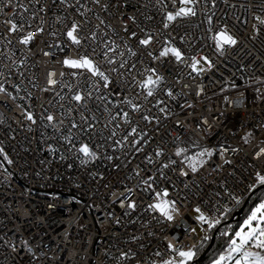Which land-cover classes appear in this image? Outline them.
<instances>
[{
  "label": "built area",
  "instance_id": "built-area-1",
  "mask_svg": "<svg viewBox=\"0 0 264 264\" xmlns=\"http://www.w3.org/2000/svg\"><path fill=\"white\" fill-rule=\"evenodd\" d=\"M17 2L22 3L27 12L16 8ZM165 2L172 7L170 0ZM101 3L110 5L107 12L101 11L92 0H80L84 6L81 11L92 9V12L85 11L91 23L84 28L82 35L87 34L90 28L95 29L98 24L96 15L118 33L114 36L101 25L97 30L98 42L110 37L120 43L125 37L122 24L137 31L138 35L136 24L153 32L160 27L162 13L154 7L156 0H101ZM67 4L75 5L76 0H67ZM7 5L8 0H0V72L5 74L0 76V83L8 78L9 83L5 87L16 99L0 93V147L12 160L9 164L0 156V264H116L114 257L129 249L136 256L121 264H151L153 260L159 261L171 255L166 248L170 240L177 242V246L200 243L205 232L195 220L196 207L206 214H214L217 206L233 207L235 202L228 196L229 192L243 193L244 202L253 193L245 189L254 181L255 172L264 166L256 161L253 167L251 145L244 143V137L251 132L252 144L264 138V31L253 39L255 34L251 27L254 13L264 15L261 0H216L214 9H211L210 2L205 8L202 0L195 18L176 25L175 30H168L186 55L199 53L215 61V67L202 75L171 58L162 62L151 61L143 55L142 48L137 49L134 39L129 41L139 53L137 57L129 58V65L136 63L140 71L144 67H156L164 76L155 97H149L147 101L143 99V90L127 89V94L142 104V111L152 117L150 122H145L139 114L131 113L133 121L151 137L149 143L140 145L143 151L139 153L129 148L121 150L114 147L113 141L108 139L114 129L116 138L122 137L127 130L119 117L109 123L108 113L104 111L107 106L115 115L112 103H117L118 98L108 97L111 103L101 101L98 94L88 88L85 76L70 77L68 70L59 63L65 54L74 55L77 50L74 46L65 45V38L61 35L64 25L56 17L67 16L65 24L71 19L82 21L84 17L79 16L74 8L61 5L59 0H12L11 11ZM40 6H45L44 13L38 12ZM205 11L208 15L215 13L214 27L227 24L238 39V44L222 57L214 51L213 42L207 39ZM34 12L37 15L31 21L32 27L34 29L43 17L44 33L29 47L19 44L18 33L10 37L11 45L3 43L4 37L9 35L4 20L12 18L19 21L21 15L27 20ZM132 15L136 16V24L126 18ZM50 32L57 35H49ZM179 36L184 37L183 43ZM98 42L89 40L79 51L91 53L95 47L100 53ZM58 44L65 45V52L59 51ZM49 45L53 47L49 49ZM158 47V44L153 45L156 55ZM46 51L54 55L44 56ZM11 52H14L12 60L19 67H12L11 60L5 59ZM97 59L102 61L100 56ZM21 60H24L23 64H20ZM201 66H204L202 62ZM102 67L108 66L102 64ZM48 71H63L65 76H57L58 80L64 84L71 83L74 89L85 93L93 91L86 107L71 101L74 93L67 87L48 86ZM133 74L136 75V70ZM136 78L141 77L137 75ZM13 84L20 85L19 94ZM233 84L236 86L232 87ZM48 87L50 91L41 90ZM169 90L172 97L167 95ZM156 100L162 103L157 105ZM69 107L72 111L68 110ZM161 107L165 112L159 111ZM120 108L131 112L124 105ZM25 111L33 112L36 124L24 119ZM49 112L57 121L63 120L60 132H55L50 126L45 127L47 121L42 117ZM81 114L94 125L86 132ZM73 120L80 125V130L72 129L73 135L79 137L73 141L76 147L61 139ZM117 123L122 127L116 129ZM193 141L201 146L214 147L217 154L197 173L181 176L179 168L183 165H179V161L182 157L175 156V148L188 147V154H192L197 151L191 147ZM80 142L89 143L97 151L98 158L82 164V154L76 151ZM49 145L55 151H49ZM157 147L163 149L159 158L155 157ZM222 147L237 149L224 154L230 164L223 163L218 154ZM107 156L113 159L107 160ZM147 156H151L153 163L147 162ZM169 158L176 160L178 165L163 169L165 175L161 177L158 169ZM148 176L155 181L153 188L167 187L169 198L177 200L180 212L175 215L174 222L157 223L159 214L147 208L154 193L151 190L143 192L145 185L135 187ZM125 187L140 193L136 210L127 216L123 214L125 209L120 208L112 196L113 192L119 193ZM109 212L114 215L109 217ZM116 219H119V224L115 223ZM191 228L197 229L195 235ZM23 240L28 241L36 253L35 260L23 249ZM9 244H14L17 251L13 252ZM156 252L161 256H156Z\"/></svg>",
  "mask_w": 264,
  "mask_h": 264
},
{
  "label": "snow or ice",
  "instance_id": "snow-or-ice-1",
  "mask_svg": "<svg viewBox=\"0 0 264 264\" xmlns=\"http://www.w3.org/2000/svg\"><path fill=\"white\" fill-rule=\"evenodd\" d=\"M53 2H55V0H53ZM201 2L202 0H178L177 6V0H170L172 5L170 8L169 3H166L165 0H156L154 7H157L162 13L160 27L157 28L155 32L152 30L146 31L136 24L135 15L128 16L126 17L127 20L132 24H136L140 34L138 35L137 31L130 30L127 25L122 24L121 30L124 32L125 37L120 43H118L116 39L110 37L107 39H101L98 42L97 30L101 25L108 28L114 36H118L116 29L113 28L112 25L105 24V21L101 19L99 15H96L95 17L98 21V24L95 25V29L90 28L87 34L82 35V33H84V28L91 23V21L85 16V11L92 12V9L88 8L85 11H81V8L84 6L80 4V0H76L75 5L67 4V0H59L61 5H66L68 8H74L79 16L84 17L82 21L71 19L67 24H65V20L68 19L67 16L56 17V20L64 25L61 35L65 38V45L74 46L77 50L74 55L65 54L59 63L68 70L67 74L70 77L75 78L81 75L85 76L88 88L97 93L98 98L101 101L111 103V101L108 100V97L115 96L118 98L117 103H112V108L116 109L115 115L112 114L111 109L107 106L104 109V111L108 113L109 123L116 121L117 117H119L122 120L123 125L127 126L125 134L120 138H116L117 133L115 129L111 132L108 139L113 141L114 147L118 146L121 150L129 148L136 153L143 151V148L140 145L149 143L151 137L144 128H140L139 124L133 121L131 113L139 114L140 119L145 122H150L152 117L142 111V104L131 98L127 94V89L139 88L143 90V99L147 101L149 97H155L157 89L164 81V76L158 72L156 67H144L143 70L140 71L137 69L136 63L129 65V58H134L139 55L138 51L130 46V40L134 39L137 44V49L142 48L144 50L143 55L147 56L151 61L162 62L166 58H171L178 63H185L186 66L197 75H202L207 71H211L215 67V61L207 55H200L199 53L186 55L182 48L177 46L175 39L168 34V30H175L176 25L188 21L191 18H195L197 16V6L200 5ZM209 2L211 4V9H214L216 6V0H203L205 8H207ZM92 3L99 6L100 10L104 12H107L110 6L108 3H101V0H92ZM7 7L9 11L12 10V0H8ZM15 7L24 9V11L27 12V8H25L22 3L17 2ZM211 9H209V11H211ZM202 11L204 10L202 9ZM261 11L264 12V0H261ZM38 12L44 13L45 6H40ZM36 15L37 13L34 12L27 20L21 15L19 21L12 18H6L4 24L7 26V32L9 35L4 37L3 43L11 45L12 40L10 37L18 33L19 35L17 39L19 44L29 47L37 37L42 35L45 31L43 17L40 18V23L33 29L31 21ZM204 15L205 22L207 23V39L213 42L214 51L222 57L228 49H231L238 44V39L236 35L229 30L227 24H217L214 27V12L212 15H208L205 11ZM146 19L151 20L152 17H146ZM253 20L254 23H252L251 27L255 34L253 39H255L261 31H264V15H257L254 13ZM156 33H159V35ZM49 35L55 36L57 33L50 32ZM89 40L99 43L101 47L100 53L96 52L95 47H92L91 53L88 51H79V49L85 47ZM179 40L183 43L184 37L179 36ZM155 44L159 45V47L155 49V51L158 52V55L154 54L153 45ZM65 45L58 44L57 47L59 48V51L65 52ZM48 47L51 49L53 46L49 45ZM13 55L14 52H11L5 57V59L11 60L12 67H19L16 61L12 60ZM52 55H54V53L51 51L44 52V56ZM97 56L102 57V61L98 60ZM189 60L190 63H188ZM201 62L204 65L203 67L201 66ZM23 63L24 60H21L20 64ZM102 64L107 65L108 67H102ZM134 70H136V75L133 74ZM113 74H115V76ZM4 75L3 72H0V76ZM137 75L141 78L137 79ZM57 76L64 77L65 72L62 71L57 73L56 71H48L46 77L47 85L67 87L69 91L74 93L71 95V101H75L77 105L83 104L86 107L87 100L91 99L93 91L85 93L74 89L71 83L64 84L63 81L57 79ZM7 83H9L8 78H5L4 81L0 83V93H5L14 100L16 97L12 96V93L8 92L5 87V84ZM121 85H125V87L121 88ZM12 86L15 88L16 93L19 94L20 85L13 84ZM235 86V84L232 85V87ZM41 90L50 91L51 88L48 87ZM257 91L259 92V89H257ZM101 93H103V95H99ZM167 95L172 97V91L169 90ZM28 96L31 97V93H28ZM60 99H63V97H60ZM161 103L162 101L156 100L157 105ZM120 105H124L131 109V112L123 111V109L120 108ZM17 107H20V105ZM68 110L72 111L71 107H69ZM159 111L163 113L165 112V108L161 107ZM23 115L25 120L33 125L36 124V119L34 118L32 111H25ZM80 118L86 125V128L83 129L85 132L94 127L92 123L88 122L83 114H81ZM42 119L47 121L45 127L50 126L55 132L61 131L63 120L57 121V118L52 113H47ZM93 119H95V117H93ZM0 120H2V117H0ZM54 121L57 122L54 123ZM105 127H107V124ZM121 127V124H115L116 129ZM72 129L80 130V125L74 120L71 122V127L68 129L67 133L61 136V139L67 141L72 147H76L73 141L79 140V137L73 135ZM252 137L253 134L251 132L247 133L244 137V143L246 145H251L250 155L253 161V167H255L256 161H259L260 164L264 166V138H261L255 144H252ZM191 147H195L197 151L188 154V147L177 146L175 148V156L182 157V160L179 161V165H183L179 168V174L181 176H188L190 173H197L199 169L203 168L212 157L217 154L214 147L201 146L197 141L191 142ZM48 148L49 151H55L51 145H49ZM71 150L72 149L69 148V151ZM229 150L235 152L237 149L222 147L218 153L225 164L231 163V161L224 158L225 152ZM76 151L79 154H82V164H87L89 161H94L98 158L97 151H94L89 143L80 142ZM162 153L163 149L157 147L155 150V157H161ZM125 155H127V152H125ZM0 156H3L4 160L9 164L12 163V160L8 158L3 147H0ZM105 158L110 161L113 159L112 156H107ZM117 159L119 158L117 157ZM145 159L149 164L153 163L151 156H147ZM176 165H178V162L169 158L168 162L162 164L161 168L158 169L160 171V176L164 177L165 175L163 169ZM116 167H119V165H116ZM217 167L219 168L220 165H217ZM5 171L7 170L5 169ZM262 173H264V167L261 168V171L255 172L254 181L245 189L247 192H253V190L257 188V185H259L262 190L261 195L253 202L248 212L245 213L243 220L238 222L235 228L228 225L225 230L220 232L221 237H226L225 243L227 244V248L219 251L218 254L214 253L209 264H264V174ZM136 174L139 176V172ZM154 182L153 177L148 176L146 179H141L140 183L135 187L138 188L140 185H145L146 187L142 189L143 192L151 190L154 193L152 201L147 204V208L159 214L157 223H161L162 221L172 223L175 220V215L180 212L177 200L169 198V189L167 187L153 188ZM185 187H187V185H185ZM139 194L140 193L134 192V188L125 187L119 193L113 192L112 196L114 202H118L120 208L125 209L123 214L127 216L130 211L134 212L136 210L137 195ZM228 196L235 202L232 208L227 205H220L214 208V214H206L200 207L194 209L196 213L195 220L201 226V231L205 232L200 238V243L198 245L192 244L191 246H185L181 244L180 246H177V242L170 240L167 243L166 248L171 255L168 258H161L159 261L153 260L151 261V264H199L197 257L200 255V252L204 250L205 245L210 244L213 240V236L215 235L214 230H216L217 226L221 224L222 220H225L232 213L236 206H239L244 202L243 193L236 195L229 192ZM49 207L51 208L52 205L50 204ZM107 215L112 217L114 214L109 212ZM115 223L119 224V219H116ZM191 232L195 235L197 229L191 228ZM148 234L152 235L151 232ZM132 239L135 240L137 237H133ZM21 245L24 250L32 255L33 260L37 258L36 253L33 251L32 247L29 246L28 241H21ZM9 247L12 248L13 252L17 251L14 244H9ZM222 247L223 246H221V248ZM155 255L159 257L161 256V253L156 252ZM135 256L136 253L129 249L128 251H120L119 255L114 257V259L116 264H121L123 261L130 262L131 258H134Z\"/></svg>",
  "mask_w": 264,
  "mask_h": 264
},
{
  "label": "trees",
  "instance_id": "trees-1",
  "mask_svg": "<svg viewBox=\"0 0 264 264\" xmlns=\"http://www.w3.org/2000/svg\"><path fill=\"white\" fill-rule=\"evenodd\" d=\"M261 191H262L261 189L255 190V191H253L254 194L252 193L249 196L248 201L244 207L243 213L239 219L229 220L228 218H230V216H231V214H230L225 220H222L221 224L217 226L216 230H214L215 231V237H214V242H213L210 250L208 251V253H206L199 260V264H204V262L207 259L209 254L211 255V254L218 252L224 248V246L226 245V243H225L226 237H221L220 232L225 230L226 226H228V225H230L232 228H235L237 226L238 222L242 221L243 216L249 210V208L252 206L253 202L257 200V197L259 196V193ZM230 235H231V233H230ZM206 246H207V244L205 245V247ZM221 246H223V247L221 248Z\"/></svg>",
  "mask_w": 264,
  "mask_h": 264
},
{
  "label": "water",
  "instance_id": "water-1",
  "mask_svg": "<svg viewBox=\"0 0 264 264\" xmlns=\"http://www.w3.org/2000/svg\"><path fill=\"white\" fill-rule=\"evenodd\" d=\"M258 189H260V186H258L256 188V190H258ZM247 201H248V199H246L245 202L240 207H238L236 210H234L232 212L229 220L239 219L241 217ZM214 237H215V235L213 236V240L210 242V244H207V246L202 251V253L197 257L198 260H200L210 250V248H211V246H212V244L214 242Z\"/></svg>",
  "mask_w": 264,
  "mask_h": 264
},
{
  "label": "rangeland",
  "instance_id": "rangeland-1",
  "mask_svg": "<svg viewBox=\"0 0 264 264\" xmlns=\"http://www.w3.org/2000/svg\"><path fill=\"white\" fill-rule=\"evenodd\" d=\"M261 195V192L259 193V196ZM248 212V211H247ZM245 216V215H244ZM244 216H243V218H244ZM243 218H242V220H243ZM229 219V218H228ZM227 248V244L224 246V248L222 249V250H225ZM204 249H205V247H204ZM203 251V250H202ZM202 251L200 252V254L202 253ZM221 251V250H220ZM219 252V251H218ZM218 252H215V254H218ZM208 253V252H207ZM213 255H214V253L213 254H209L208 255V257H207V259L205 260V262H204V264H209V262H210V260L213 258Z\"/></svg>",
  "mask_w": 264,
  "mask_h": 264
}]
</instances>
